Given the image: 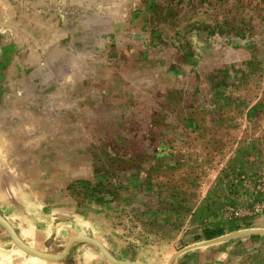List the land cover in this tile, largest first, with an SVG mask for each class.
<instances>
[{
    "label": "rangeland",
    "instance_id": "rangeland-1",
    "mask_svg": "<svg viewBox=\"0 0 264 264\" xmlns=\"http://www.w3.org/2000/svg\"><path fill=\"white\" fill-rule=\"evenodd\" d=\"M120 263L264 264V0H0V264Z\"/></svg>",
    "mask_w": 264,
    "mask_h": 264
},
{
    "label": "water",
    "instance_id": "water-1",
    "mask_svg": "<svg viewBox=\"0 0 264 264\" xmlns=\"http://www.w3.org/2000/svg\"><path fill=\"white\" fill-rule=\"evenodd\" d=\"M7 228L9 229V231L11 232L12 236L15 238V240L17 241L18 244H20L18 242V240L16 239L13 231L10 229L9 226H7ZM75 240H86L88 242H92L94 244H96L107 256L108 258H110L111 261H113L114 263H118V262H115L113 259H111V257L107 254V252L105 251V249L97 242L93 241L92 239H89V238H76V239H72L71 241L68 242V244L66 245V249L65 251L62 253V254H59V255H54V256H51V255H44V254H40V253H37V252H32L38 256H41V257H44V258H59L61 256H63L65 254V252L67 251V248L71 245V243H73ZM21 245V244H20ZM23 247V246H22ZM121 264V263H120Z\"/></svg>",
    "mask_w": 264,
    "mask_h": 264
},
{
    "label": "trees",
    "instance_id": "trees-1",
    "mask_svg": "<svg viewBox=\"0 0 264 264\" xmlns=\"http://www.w3.org/2000/svg\"><path fill=\"white\" fill-rule=\"evenodd\" d=\"M217 232H218V230L215 232H212L211 230H209V231H205V235L207 238H211V237H213V233H217ZM216 235H218V234H216Z\"/></svg>",
    "mask_w": 264,
    "mask_h": 264
}]
</instances>
